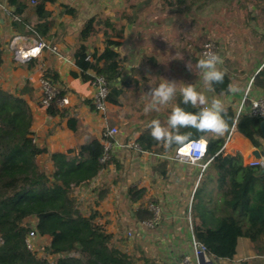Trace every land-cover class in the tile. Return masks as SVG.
I'll return each mask as SVG.
<instances>
[{"label": "trees", "instance_id": "trees-1", "mask_svg": "<svg viewBox=\"0 0 264 264\" xmlns=\"http://www.w3.org/2000/svg\"><path fill=\"white\" fill-rule=\"evenodd\" d=\"M29 1L6 0L10 32L38 42L50 40L54 35L49 32L55 25L50 6L59 0H34L33 6ZM183 1L178 0V3ZM63 7L72 21L80 20L72 53L78 72H72V76L82 82L91 81L92 74L103 76L110 85L106 102L118 105L122 91L117 83L122 67L117 48L122 30H116L102 12L72 8L69 4ZM98 34L103 37L101 48L89 52L87 42ZM45 75L56 80L49 71H45ZM252 77L254 87L264 93L261 62ZM234 80L233 75L226 73L223 83L213 84L208 89L217 96L226 95ZM63 96L64 92L60 91L57 98ZM32 99L33 89L27 82L14 94L4 91L0 85V264H134L130 255L112 245V234L107 232L108 221L102 214L93 209L81 212L77 208L79 191L102 169L116 164L115 160L104 150L101 138L86 134L82 144L66 153L50 154L52 170L46 173L36 163V158L46 151L37 148L33 141L32 116L27 103ZM85 103L93 108L91 101L85 100ZM175 103L193 113L200 109L184 105L181 95L176 97ZM225 108L229 127L222 135L200 133L191 128L179 130L181 134H190L189 140L203 136L207 146L204 159L207 164L200 174L190 207L192 235L216 261L228 262L236 255L239 239H245L252 251V261L243 260L239 264H264V172L261 167L245 165L240 153L223 155L222 147L234 115L232 107ZM45 111L49 117L67 118V128L77 132L78 120L66 109H58L53 102ZM262 120L243 114L236 125L237 132L258 150H264L259 132ZM137 143L142 150L157 153L174 152L182 146L173 144L166 148L149 133L140 134ZM105 154L107 159L102 161ZM92 192L98 200L106 194L104 187H96ZM126 197L131 203L139 204L134 212L137 223L151 217L146 206L142 208L140 204L144 200L143 190L128 187ZM28 217L37 220L36 234L49 238L43 250L45 255L54 257L52 261L38 258L27 248L25 238L30 227L24 220ZM135 248L143 264H153L145 257L137 240ZM72 252L79 256H72Z\"/></svg>", "mask_w": 264, "mask_h": 264}, {"label": "crops", "instance_id": "crops-1", "mask_svg": "<svg viewBox=\"0 0 264 264\" xmlns=\"http://www.w3.org/2000/svg\"><path fill=\"white\" fill-rule=\"evenodd\" d=\"M88 1L92 4V0ZM71 2L78 3V0H59L50 6L55 25L49 32L54 37H51L47 42L56 40L53 44L56 47V52L42 51L37 58L23 64L13 60V49L31 46L34 39L17 36L10 32V18L7 14L9 9L6 0H0V43L2 48L0 85L4 91L11 94L22 89L26 82L33 89L34 99L27 102L32 116L33 141L37 148L46 151L36 158V163L40 167L39 161H43L44 166L49 170L48 173L52 170L50 154L66 153L69 149L82 144L86 134L100 139L101 128L106 124L109 125L107 128L119 126L118 134L112 138V146L109 150L116 164H110L102 169L89 185L79 191L77 208L81 212L93 209L102 214L108 221L107 232L112 234L111 243L120 251L133 258H140L135 248V239L131 240L126 236L127 229L134 227L138 232L136 240L141 244L146 258L154 263L172 264L182 253L189 250L192 218L189 222L187 213L181 212L180 200L186 191L192 193L193 196V187L196 185L195 181L199 176L200 169L196 165H192L189 174L174 173V164H180L173 158L174 152H152L139 155L129 149L127 145L133 141L137 142L140 134H150L149 124L152 120L158 119L166 125L167 118L171 113V104H174L176 97L180 95V88L184 84H195L198 91L203 92L209 98L221 100L225 107H232L234 110L242 97L248 80L241 78L234 81L232 87H235L237 91L234 93L230 91L222 96H217L208 89L203 83L200 69L197 67L199 49L194 52L192 44L185 45L184 35L188 36L190 33H184L182 27H178L183 20L181 16L190 12L173 10L170 5H163L161 0H104V6L99 12L109 19L116 30H122L121 38L118 40L120 46L117 48L122 67L121 78L117 86L120 87L122 94L119 97L118 105L106 102L104 113L101 116L94 111L91 105L85 103V100L91 101L93 93L89 82H82L71 74L78 72L72 53L80 26V20L72 21L71 17L65 14L64 4H69L72 8L75 7ZM75 8L80 9L79 5ZM200 8L197 7L195 10L200 11ZM90 9L97 12L94 8ZM14 38H17L14 48H10L9 43ZM102 40L101 34L92 36L87 42L89 52H92L93 49H100ZM42 71H49L56 77L54 81L56 87L64 92V96L68 100V105L61 109H66L70 116H75L78 120L77 132L67 128V118L49 117L45 109L37 104L38 81ZM162 79L176 82L177 94L168 104L156 105L153 110L146 112L145 108L153 104L152 97L147 93L150 88H155L162 83ZM237 134L239 133L236 132L224 144L223 153L231 155L240 153L246 161L252 158L251 153L254 148L243 136L234 139ZM146 160H151L150 175L162 179L161 182L157 181L160 184L156 190H152L158 197L155 199L157 201H154L162 207H165L163 206L165 204L161 202L159 189L163 188L167 192L166 194L170 195L171 176L177 180L172 184L174 185L173 190H175V194L170 198L172 204H166L168 206L163 208V218L153 239L149 238L137 226L134 212L139 204L131 203L126 197L128 187L141 186L145 192L149 191L147 183L144 182L141 185L138 179L146 172L145 166L142 167L143 161L146 162ZM163 172L164 175H162ZM186 176L191 177L190 181ZM96 187H104L106 190L105 197L101 200L93 197L92 190ZM35 220L34 217H28L24 223L33 224ZM37 237L44 240V246L48 245V237L39 235ZM249 254L252 253L248 241L239 239L233 260L230 262L220 260L218 263L239 264L249 258Z\"/></svg>", "mask_w": 264, "mask_h": 264}, {"label": "rangeland", "instance_id": "rangeland-1", "mask_svg": "<svg viewBox=\"0 0 264 264\" xmlns=\"http://www.w3.org/2000/svg\"><path fill=\"white\" fill-rule=\"evenodd\" d=\"M163 5H171V8L176 11H186L190 12L182 15L183 17L181 24L178 26L182 27L184 33H190L184 35L185 45L192 44L193 51L197 52L200 48V45L209 39H212L216 46V55H218L222 60L223 64L220 66L223 71L233 75L236 80L239 79H250L252 78V73L255 71L258 63L261 62V66L264 65V1L257 0H184L182 3H178V0H161ZM73 3L76 7L79 5V8L82 10H88L94 8L96 11H101L104 6V0H92V4L88 0H78V3ZM197 7H201L200 11H196ZM192 11H188V10ZM198 34V35H197ZM176 107V103L171 104V111ZM161 110L159 111V113ZM105 127H109L108 124ZM102 127L101 129H103ZM119 126L117 127V129ZM40 162V167L42 170L48 173V168L44 166L43 161ZM178 164V163H177ZM174 164L173 168L175 169L174 173H188L191 170L192 165L188 163H180L177 165ZM145 166V174L140 178V184L147 183L148 192H145L144 188L135 186L137 189L144 191V200L140 203L142 208L152 200L157 199L152 190H156L159 186L157 181L161 182L162 179L155 178L150 175L151 171V160L143 161L142 167ZM200 174V173H199ZM190 181L191 177L186 176ZM154 178V180H153ZM175 177L171 176V193L170 195L166 194L163 188L160 190V196L162 203L172 204L170 201L171 195L175 194L173 190L174 185L177 180ZM167 179V178H166ZM197 180H199L197 178ZM195 181V184H198V181ZM166 181V180H165ZM162 186V185H161ZM194 188V187H193ZM194 191V190H193ZM153 192V193H152ZM191 197L192 193L185 192L180 200V206L184 213L188 214V209L191 206ZM157 201V200H155ZM186 201V202H185ZM183 203L184 206H183ZM173 206V205H170ZM180 209V208H179ZM35 220L34 223H36ZM33 223V224H34ZM33 224H27L29 227H32ZM127 231H130L132 234L131 240L138 237V232L134 227L128 228ZM38 236V235H37ZM34 238L32 245V250L38 258H47L49 261L54 259L53 256L45 255L43 248L45 247L44 240L38 237ZM149 237V235H148ZM154 238V235L149 237ZM47 246V245H46ZM246 249V247H245ZM252 253V251H251ZM72 256L78 257L77 252H72ZM251 255V256H250ZM247 261H252V254L248 255ZM131 257V256H130ZM134 264H142L141 259L133 258ZM153 264H159L154 263ZM217 264H226L224 262H219Z\"/></svg>", "mask_w": 264, "mask_h": 264}, {"label": "built area", "instance_id": "built-area-1", "mask_svg": "<svg viewBox=\"0 0 264 264\" xmlns=\"http://www.w3.org/2000/svg\"><path fill=\"white\" fill-rule=\"evenodd\" d=\"M34 0H30L29 4L31 6L35 5ZM264 33V29H263ZM14 38L10 43L9 47L14 48L15 43ZM217 46L212 39L205 40L197 53L198 61L203 58L208 53L216 54ZM42 51H52L56 52V47L51 45L47 41H35L33 40V44L28 47H18L13 49V60L18 63H27L30 60L37 58ZM90 86L93 89L91 103L93 105L94 111L99 115H103L106 105V97L109 92V84L106 82L103 76H97L92 74V80L89 81ZM60 89L56 87L54 81L45 75V71L41 72L38 81V97L37 104L39 107L46 109L53 102L56 103V107L58 109L63 108L68 105V100L65 96L61 99H58L57 96L60 93ZM254 104H259L261 107H253ZM233 122L230 130L226 136V142L229 141L234 134L237 132L236 125L238 123L239 118L243 114H248L254 117H258L264 119V93L253 85V77L248 79L246 86L243 90L242 97L233 110ZM118 134V129L116 127H104L101 131V142L103 144L104 150L108 152L112 146L111 141L113 137H116ZM129 149L134 150L139 155L151 154L152 152H146L142 150L140 145L137 142H130L127 145ZM184 149V152L182 150ZM206 141L203 143L200 142L199 139H193L187 141L185 144L176 148L173 153V158L176 159L179 163H188L190 165H196L200 169V174L206 167L207 162H204L206 155ZM224 150V146L222 147V151ZM223 155H226L223 153ZM160 156V155H155ZM107 159V154L102 158L103 160ZM244 164L252 167H261L264 168V155H262L259 159H254L253 157L244 161ZM198 176V179L200 177ZM197 184L195 185V190ZM191 207V206H190ZM190 207L188 209L187 218L189 222L191 221ZM147 211L151 214L149 219L141 221L137 223L138 228L141 229L146 235L153 236L156 229L159 227L161 220L163 218L164 210L163 207L151 200L146 204ZM37 223V222H36ZM36 223L30 227V230L25 238V244L28 249L32 250V245L34 242V238L37 236L36 234ZM127 238L132 237L130 231L126 233ZM216 261L207 251L204 245L197 242L193 235L191 236V240L189 242V250L182 253L172 264H217Z\"/></svg>", "mask_w": 264, "mask_h": 264}, {"label": "clouds", "instance_id": "clouds-1", "mask_svg": "<svg viewBox=\"0 0 264 264\" xmlns=\"http://www.w3.org/2000/svg\"><path fill=\"white\" fill-rule=\"evenodd\" d=\"M223 60L214 53H208L198 61L197 67L200 69V76L203 83L211 89L213 84L223 83L226 72L221 69ZM189 70L190 66L188 65ZM155 88H150L147 93L152 97L153 104L146 107L145 111L153 110L156 105H166L174 99L177 94V83L162 79ZM229 91L236 92L235 87L229 86ZM182 103L184 105L200 106L199 111L193 113L177 105L167 118L166 125L160 120H152L149 124L151 137L163 143L166 148L173 144L183 145L189 140L190 134H181L180 129L191 128L200 133L224 134L229 127L225 119L226 108L224 103L216 98H209L203 92L197 90L195 84H184L180 88ZM253 107H261L254 104ZM200 142H204L203 136Z\"/></svg>", "mask_w": 264, "mask_h": 264}, {"label": "water", "instance_id": "water-1", "mask_svg": "<svg viewBox=\"0 0 264 264\" xmlns=\"http://www.w3.org/2000/svg\"><path fill=\"white\" fill-rule=\"evenodd\" d=\"M259 132L261 135V138L264 140V120H262L259 124ZM240 136H242L241 134H237L234 139L239 138ZM233 139V140H234ZM252 157L254 159H259L262 155H264V150H258V149H254L251 153ZM263 172H264V168H263Z\"/></svg>", "mask_w": 264, "mask_h": 264}, {"label": "bare ground", "instance_id": "bare-ground-1", "mask_svg": "<svg viewBox=\"0 0 264 264\" xmlns=\"http://www.w3.org/2000/svg\"><path fill=\"white\" fill-rule=\"evenodd\" d=\"M182 152H184V149L182 150Z\"/></svg>", "mask_w": 264, "mask_h": 264}]
</instances>
